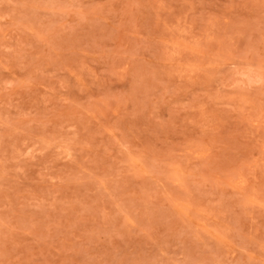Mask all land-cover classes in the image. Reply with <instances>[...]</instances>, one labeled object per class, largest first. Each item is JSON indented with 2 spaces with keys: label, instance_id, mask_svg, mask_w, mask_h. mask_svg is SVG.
<instances>
[{
  "label": "rangeland",
  "instance_id": "rangeland-1",
  "mask_svg": "<svg viewBox=\"0 0 264 264\" xmlns=\"http://www.w3.org/2000/svg\"><path fill=\"white\" fill-rule=\"evenodd\" d=\"M0 264H264V0H0Z\"/></svg>",
  "mask_w": 264,
  "mask_h": 264
}]
</instances>
